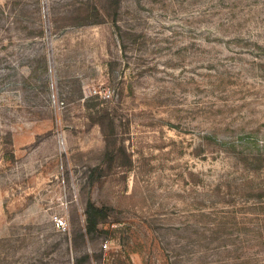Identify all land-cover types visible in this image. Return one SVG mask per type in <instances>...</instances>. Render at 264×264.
<instances>
[{
    "label": "rangeland",
    "instance_id": "rangeland-1",
    "mask_svg": "<svg viewBox=\"0 0 264 264\" xmlns=\"http://www.w3.org/2000/svg\"><path fill=\"white\" fill-rule=\"evenodd\" d=\"M0 264H264V0H0Z\"/></svg>",
    "mask_w": 264,
    "mask_h": 264
},
{
    "label": "trees",
    "instance_id": "trees-1",
    "mask_svg": "<svg viewBox=\"0 0 264 264\" xmlns=\"http://www.w3.org/2000/svg\"><path fill=\"white\" fill-rule=\"evenodd\" d=\"M107 209L97 206L94 202L89 201L86 207V234L90 238L109 234V231L104 227V221L107 217ZM84 259H87L85 257Z\"/></svg>",
    "mask_w": 264,
    "mask_h": 264
},
{
    "label": "built area",
    "instance_id": "built-area-1",
    "mask_svg": "<svg viewBox=\"0 0 264 264\" xmlns=\"http://www.w3.org/2000/svg\"><path fill=\"white\" fill-rule=\"evenodd\" d=\"M110 95H107V97H109ZM55 223H56V226L59 228V229H63V230H66L67 229V226H68V223H67V220L65 218H62V217H56L55 219Z\"/></svg>",
    "mask_w": 264,
    "mask_h": 264
}]
</instances>
